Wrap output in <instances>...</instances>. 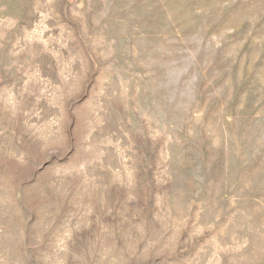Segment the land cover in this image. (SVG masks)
<instances>
[{
	"label": "rangeland",
	"instance_id": "rangeland-1",
	"mask_svg": "<svg viewBox=\"0 0 264 264\" xmlns=\"http://www.w3.org/2000/svg\"><path fill=\"white\" fill-rule=\"evenodd\" d=\"M0 264H264V0H0Z\"/></svg>",
	"mask_w": 264,
	"mask_h": 264
}]
</instances>
